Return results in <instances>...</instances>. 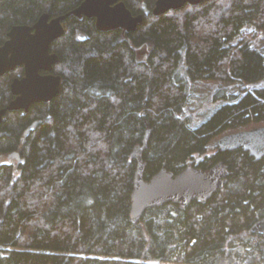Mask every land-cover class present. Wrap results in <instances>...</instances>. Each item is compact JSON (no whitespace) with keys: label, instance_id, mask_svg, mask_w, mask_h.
Wrapping results in <instances>:
<instances>
[{"label":"trees","instance_id":"trees-1","mask_svg":"<svg viewBox=\"0 0 264 264\" xmlns=\"http://www.w3.org/2000/svg\"><path fill=\"white\" fill-rule=\"evenodd\" d=\"M124 1L143 23L103 32L94 18L68 17L51 45L61 92L7 112L0 126V264H264V236L251 232L264 217V157L208 154L216 137L264 122V86L240 97L221 89L230 100L195 128L184 116L191 82L264 80V53L248 40L264 33V0H207L161 16L156 0ZM80 2L0 0V45L14 25ZM23 74L0 77V109ZM148 128L146 180L197 162L209 171L222 161L229 175L206 203H167L133 223L131 154Z\"/></svg>","mask_w":264,"mask_h":264},{"label":"water","instance_id":"water-1","mask_svg":"<svg viewBox=\"0 0 264 264\" xmlns=\"http://www.w3.org/2000/svg\"><path fill=\"white\" fill-rule=\"evenodd\" d=\"M207 0H156L153 15L161 16L187 4L197 5ZM79 19L94 18L97 30L111 32L135 31L144 21L142 14L134 15L124 0H81L80 4L66 14L51 17L43 13L33 25H14L7 34V40L0 45V77L24 68L20 78H14L11 93L14 98L0 109V126L7 112L27 113L35 103H50L62 90V76L54 72L59 55L51 51L52 43L66 32L68 17ZM38 122L33 124L36 128ZM148 128L143 143L136 146L131 154L137 160L134 184L131 192L130 218L139 222L147 209L161 207L167 203L187 207L194 199L206 203L218 190L223 188L229 175L228 166L218 162L209 171L196 165H188L174 174L163 167L150 180L144 178L143 152L150 140ZM218 151L242 149L256 160L264 157V126L223 135L217 140ZM251 232L264 236V217L251 227ZM264 257V244L260 246Z\"/></svg>","mask_w":264,"mask_h":264},{"label":"rangeland","instance_id":"rangeland-1","mask_svg":"<svg viewBox=\"0 0 264 264\" xmlns=\"http://www.w3.org/2000/svg\"><path fill=\"white\" fill-rule=\"evenodd\" d=\"M249 29L250 28L247 27L246 31ZM244 35L245 33L241 34L238 37V40H240ZM248 40L250 41L252 46L260 49L264 53V33L257 32L254 35H250ZM180 66H182V63L180 64ZM263 86L264 80L256 83H246L239 80H234L230 82H220L219 80L213 79L198 80L191 82L190 96L184 106V116L188 124L191 127L195 128L204 121H206L217 108H219L221 105L230 100V98L228 97H219L221 89L226 88L228 94H233L240 97L244 92L248 90H253L255 88ZM260 126H264V122L257 125H251L245 128L244 130H249ZM232 132L236 131H231L228 133ZM222 136L216 137L210 143L208 148V154H213L215 151L218 150L217 140ZM1 161L6 162L7 158H2ZM246 242L249 243L248 237L245 241V244H248Z\"/></svg>","mask_w":264,"mask_h":264},{"label":"flooded vegetation","instance_id":"flooded-vegetation-1","mask_svg":"<svg viewBox=\"0 0 264 264\" xmlns=\"http://www.w3.org/2000/svg\"><path fill=\"white\" fill-rule=\"evenodd\" d=\"M14 98V97H13ZM6 156H2V157H0V161L2 160V158H5ZM7 158V157H6Z\"/></svg>","mask_w":264,"mask_h":264}]
</instances>
